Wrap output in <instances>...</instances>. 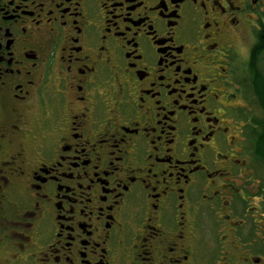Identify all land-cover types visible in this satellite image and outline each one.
Wrapping results in <instances>:
<instances>
[{"label": "flooded vegetation", "instance_id": "1", "mask_svg": "<svg viewBox=\"0 0 264 264\" xmlns=\"http://www.w3.org/2000/svg\"><path fill=\"white\" fill-rule=\"evenodd\" d=\"M9 197L0 264H264V0H0Z\"/></svg>", "mask_w": 264, "mask_h": 264}, {"label": "rangeland", "instance_id": "2", "mask_svg": "<svg viewBox=\"0 0 264 264\" xmlns=\"http://www.w3.org/2000/svg\"><path fill=\"white\" fill-rule=\"evenodd\" d=\"M3 206L5 208L4 215L6 216V218L5 219L0 218V244L4 240L3 237H5L8 234V230L10 229L9 225L11 223L10 221L16 219L14 215H17L19 214V212H21L23 205L20 203L19 198L9 197L7 201L3 202ZM1 208L2 207L0 206V209ZM6 227L7 229L5 230L4 228ZM261 245L262 244H260L259 246ZM2 254H3L2 251H0V259H2Z\"/></svg>", "mask_w": 264, "mask_h": 264}]
</instances>
